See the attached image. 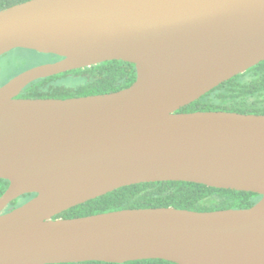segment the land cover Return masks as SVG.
<instances>
[{
    "label": "water",
    "instance_id": "95a60500",
    "mask_svg": "<svg viewBox=\"0 0 264 264\" xmlns=\"http://www.w3.org/2000/svg\"><path fill=\"white\" fill-rule=\"evenodd\" d=\"M61 58L0 87V264H264V114L181 112L264 60V0H27L0 10V56ZM109 60L135 64L124 89L21 98L31 82ZM186 181L261 195L198 211H63L117 188ZM36 196L1 213L18 197Z\"/></svg>",
    "mask_w": 264,
    "mask_h": 264
},
{
    "label": "trees",
    "instance_id": "16d2710c",
    "mask_svg": "<svg viewBox=\"0 0 264 264\" xmlns=\"http://www.w3.org/2000/svg\"><path fill=\"white\" fill-rule=\"evenodd\" d=\"M27 0H0V10ZM32 52L47 55L50 62L60 59L54 54H44L29 49H14L0 58H9L6 65L0 64V75L7 68H14L0 87L14 76L28 69L14 52ZM31 68V67H30ZM137 76L135 64L123 60H109L92 66L70 70L31 82L24 88L21 98H72L110 93L129 87ZM231 111L246 114H264V60L225 82L219 84L199 99L182 107L181 112ZM7 179L0 178V196L9 186ZM36 196L24 194L9 203L1 213L21 206ZM260 194L235 189L207 186L186 181L142 182L117 188L105 195L71 207L56 217L74 218L103 212L150 207H175L198 211L248 208L257 203ZM59 264H177L164 259L152 258L111 263L104 261H84Z\"/></svg>",
    "mask_w": 264,
    "mask_h": 264
},
{
    "label": "rangeland",
    "instance_id": "374dc122",
    "mask_svg": "<svg viewBox=\"0 0 264 264\" xmlns=\"http://www.w3.org/2000/svg\"><path fill=\"white\" fill-rule=\"evenodd\" d=\"M11 56H13L15 61L19 60L22 64H24L25 66H28L29 68L50 62V57H48L47 55H39V54L32 53V52H21V51L18 52L17 51V52H14V54ZM8 59L9 58H0V64L6 65ZM6 68L7 70H6L5 75L4 74L0 75V81H3L4 79H6L7 76L14 69L13 67L12 68L6 67Z\"/></svg>",
    "mask_w": 264,
    "mask_h": 264
}]
</instances>
